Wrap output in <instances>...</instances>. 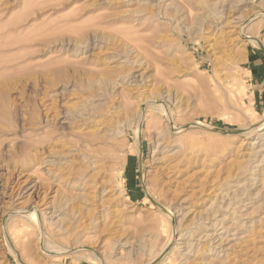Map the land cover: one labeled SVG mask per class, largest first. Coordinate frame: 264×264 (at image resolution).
Here are the masks:
<instances>
[{
  "label": "rangeland",
  "instance_id": "374dc122",
  "mask_svg": "<svg viewBox=\"0 0 264 264\" xmlns=\"http://www.w3.org/2000/svg\"><path fill=\"white\" fill-rule=\"evenodd\" d=\"M257 11L264 0H0V264H153L170 238L158 264H264V126L178 135L148 107L163 101L179 128L264 123ZM91 109L111 135L96 174L70 135Z\"/></svg>",
  "mask_w": 264,
  "mask_h": 264
},
{
  "label": "bare ground",
  "instance_id": "6f19581e",
  "mask_svg": "<svg viewBox=\"0 0 264 264\" xmlns=\"http://www.w3.org/2000/svg\"><path fill=\"white\" fill-rule=\"evenodd\" d=\"M255 4V3H254ZM255 6V5H254ZM256 7V6H255ZM257 16H260V15H263L261 11H257L256 14ZM254 15V16H255ZM251 17V16H250ZM244 19L242 20H239L237 24H239V27H238V30L239 31V35L240 36H243L245 37L246 36V32L245 30L242 28L243 27V23L245 21V17H243ZM235 19H238V18H235ZM237 26V25H236ZM249 38V37H248ZM256 41H254V43L256 45L259 46V44L257 43V39H255ZM264 45V44H263ZM165 101V100H164ZM163 102V101H162ZM153 104V103H151ZM149 105V104H148ZM148 107H153L155 109H158L162 115H164L166 118H171L172 117V111L169 107H165L163 104H159V105H149ZM158 111V112H159ZM88 113H85L82 117V114H81V117L80 119L77 120V122H75V125L74 127H72V134L70 132V135L74 136L75 140H76V145H75V148L77 149V151L79 153H82L84 155V160H86V167L87 169L91 168L93 170V172L96 174V173H99L103 170H105V159L109 156L110 154V150H109V146L110 145V141H111V135L109 134V128L107 129L106 126L105 128H102L100 126V123L102 121H99L100 119L98 118L99 115L97 116H94L96 114V111L94 109H91L90 111H86ZM109 113V112H108ZM105 115V114H103ZM103 115H100L101 117ZM94 116V117H93ZM108 116V115H107ZM105 120H108L106 119V116H104ZM108 118V117H107ZM113 118V117H112ZM99 119V120H98ZM173 119V117H172ZM112 119H110L111 121ZM170 121V120H169ZM105 122V121H104ZM102 121V123H104ZM106 123V122H105ZM108 123V122H107ZM170 123V122H169ZM174 123V121H173ZM197 125L199 126H204L202 123H196ZM102 125V124H101ZM105 125V124H103ZM109 126H111V123L108 124ZM107 125V126H108ZM263 126H264V123H262L259 127L251 130V131H248V129H244L242 131H244L246 134H244L245 136H250L252 134H255V133H258L260 131L263 130ZM205 127V126H204ZM111 128V127H110ZM89 129H96L95 131H92V130H89ZM173 130V129H172ZM177 131L178 135L179 133L182 134L183 131H181V127L179 128V125L177 123H174V131ZM92 131V132H91ZM111 132V131H110ZM71 136V137H72ZM136 141H138L139 143V127L137 128V131H136ZM74 152V151H73ZM167 153V152H166ZM82 155V156H83ZM113 155V154H112ZM80 156V155H79ZM41 157V156H40ZM40 159V158H39ZM41 162V161H40ZM43 164H44V160L42 161ZM46 162V161H45ZM46 163H49V162H46ZM42 164V163H41ZM168 166V165H167ZM86 169V170H87ZM92 172V173H93ZM93 173V174H94ZM92 174V175H93ZM60 175V174H59ZM57 175V176H59ZM91 175V176H92ZM98 177V176H97ZM58 179V177H57ZM71 179V178H70ZM67 180V179H66ZM75 183V182H74ZM79 183V182H78ZM83 184V183H82ZM81 184V185H82ZM75 184H73L74 186ZM87 185H90L89 183ZM153 199H155V197H153ZM168 209V208H167ZM38 210V209H37ZM37 210L33 209L31 210L30 212H26L25 213V218L31 222L32 224H34L38 229H39V232L41 234V236L43 237V226H44V221H43V217L39 216L37 214ZM169 210V209H168ZM19 211H22V210H19ZM40 211V210H39ZM41 212V211H40ZM169 214L168 217L172 218L173 214L169 211H167ZM23 214V213H22ZM37 229V230H38ZM38 232V233H39ZM174 235V234H172ZM45 239V238H44ZM43 239V240H44ZM42 240V239H41ZM45 241V240H44ZM43 241V252H45L46 254H52L51 252H53L55 255L56 254H61V253H64L67 248H64L63 246L57 244V245H54V244H50L49 242H45L44 243ZM173 242V239L170 238V241L166 244V246L164 247L163 249V252L165 251V249H167V247H170L169 245H171ZM173 250V249H172ZM171 250V251H172ZM169 252V251H168ZM94 257V261L98 264H105V261H103V256L100 258L97 256L96 253H91ZM91 255V256H92ZM155 259L152 258L151 261H153ZM150 261V262H151ZM150 262H147L146 264H151Z\"/></svg>",
  "mask_w": 264,
  "mask_h": 264
},
{
  "label": "water",
  "instance_id": "95a60500",
  "mask_svg": "<svg viewBox=\"0 0 264 264\" xmlns=\"http://www.w3.org/2000/svg\"><path fill=\"white\" fill-rule=\"evenodd\" d=\"M262 14L263 15H260V16H264V12ZM257 43L259 44V48L261 49V51L264 53V45H263V43L261 41H259L258 39H257ZM154 103L155 104H160L161 103V104H163L166 107V105L163 102H154ZM142 110H143V116H142L141 124L139 126V163H140V166L143 169V137H142V131H143V121H144L145 106L143 107ZM170 123H171L172 129L174 130V123H173L172 118H170ZM190 127L203 128V129L209 130V131L214 132V133H218V134L223 135V136H237V135H241L243 133L242 130H226V129H221V128H210V127L199 126V125H196L195 123L194 124H189V125L181 128V131H185V130H187ZM144 190H145V193L147 194L148 198L151 200V202L157 208L161 209L164 213L167 214L168 212H167L166 208H164L159 203H157L152 197H149L148 190H147V188L145 186H144ZM42 245H43V242L41 243V246ZM81 249L85 250L87 248L82 247ZM169 250H170V247H167V249H165V251L155 260V262L153 264H158L163 259V257L166 255V253ZM19 260H20V262L22 264H25L23 261H21V259H19Z\"/></svg>",
  "mask_w": 264,
  "mask_h": 264
},
{
  "label": "crops",
  "instance_id": "0c3cea01",
  "mask_svg": "<svg viewBox=\"0 0 264 264\" xmlns=\"http://www.w3.org/2000/svg\"><path fill=\"white\" fill-rule=\"evenodd\" d=\"M263 56H264V53H263ZM255 62H254V68L264 70V64L263 63H258V65H256ZM257 62H259V61H257Z\"/></svg>",
  "mask_w": 264,
  "mask_h": 264
}]
</instances>
